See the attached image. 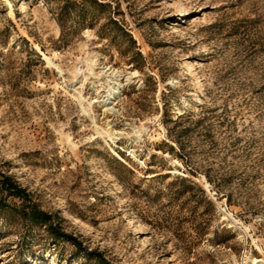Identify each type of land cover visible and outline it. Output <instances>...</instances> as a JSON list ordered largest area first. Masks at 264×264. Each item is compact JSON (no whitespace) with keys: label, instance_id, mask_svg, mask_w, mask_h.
<instances>
[{"label":"rangeland","instance_id":"obj_1","mask_svg":"<svg viewBox=\"0 0 264 264\" xmlns=\"http://www.w3.org/2000/svg\"><path fill=\"white\" fill-rule=\"evenodd\" d=\"M253 259L264 0H0V264Z\"/></svg>","mask_w":264,"mask_h":264},{"label":"trees","instance_id":"obj_2","mask_svg":"<svg viewBox=\"0 0 264 264\" xmlns=\"http://www.w3.org/2000/svg\"><path fill=\"white\" fill-rule=\"evenodd\" d=\"M5 180V179H4ZM31 218L33 221L37 222L39 220H45L46 218V214L42 211H40L39 209L36 208H32L31 211Z\"/></svg>","mask_w":264,"mask_h":264},{"label":"bare ground","instance_id":"obj_3","mask_svg":"<svg viewBox=\"0 0 264 264\" xmlns=\"http://www.w3.org/2000/svg\"><path fill=\"white\" fill-rule=\"evenodd\" d=\"M8 7L11 8V5H9ZM252 264H264V259H253Z\"/></svg>","mask_w":264,"mask_h":264}]
</instances>
